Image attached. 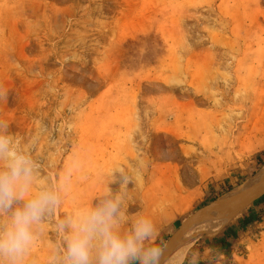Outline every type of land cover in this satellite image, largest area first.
<instances>
[{"label":"rangeland","instance_id":"1","mask_svg":"<svg viewBox=\"0 0 264 264\" xmlns=\"http://www.w3.org/2000/svg\"><path fill=\"white\" fill-rule=\"evenodd\" d=\"M0 88L38 181L70 174L22 264H49L57 221L109 186L165 247L264 168V0H0ZM258 200L198 238L200 263L264 264ZM235 230L229 251L209 248Z\"/></svg>","mask_w":264,"mask_h":264},{"label":"clouds","instance_id":"2","mask_svg":"<svg viewBox=\"0 0 264 264\" xmlns=\"http://www.w3.org/2000/svg\"><path fill=\"white\" fill-rule=\"evenodd\" d=\"M6 98L0 88V100ZM69 178L40 183L36 161L9 122L0 119V264H22L40 226L62 205ZM118 182L123 188L130 177L121 172ZM96 198L94 205L57 221L60 241L49 264H200L191 238L166 257L154 221L140 213L129 219L122 190L109 186Z\"/></svg>","mask_w":264,"mask_h":264},{"label":"bare ground","instance_id":"3","mask_svg":"<svg viewBox=\"0 0 264 264\" xmlns=\"http://www.w3.org/2000/svg\"><path fill=\"white\" fill-rule=\"evenodd\" d=\"M262 196H264V168L237 190L204 207L199 214L184 223L182 229L177 231L164 247L165 256L186 243L189 238L195 244L203 234L220 233Z\"/></svg>","mask_w":264,"mask_h":264},{"label":"trees","instance_id":"4","mask_svg":"<svg viewBox=\"0 0 264 264\" xmlns=\"http://www.w3.org/2000/svg\"><path fill=\"white\" fill-rule=\"evenodd\" d=\"M258 159H260L262 164H264V154L259 156ZM257 203H260L264 207V196H262V198L260 200H258ZM256 219L257 218L255 216L248 217L244 221V223L242 225L243 226L242 229H245L247 226L253 224L256 221ZM236 239H238V232L235 230L228 236V238L214 239L208 243V246L213 251H216L218 253H225V252L229 251V249L231 247V241L236 240ZM162 245L164 246L165 243H163ZM200 264H202V263H200Z\"/></svg>","mask_w":264,"mask_h":264}]
</instances>
